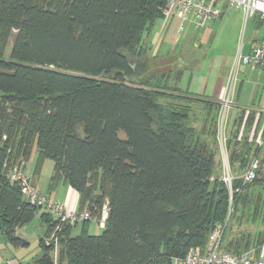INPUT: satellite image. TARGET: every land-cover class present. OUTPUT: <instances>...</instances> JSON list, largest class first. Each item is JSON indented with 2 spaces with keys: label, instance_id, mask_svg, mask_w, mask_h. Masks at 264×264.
Masks as SVG:
<instances>
[{
  "label": "trees",
  "instance_id": "16d2710c",
  "mask_svg": "<svg viewBox=\"0 0 264 264\" xmlns=\"http://www.w3.org/2000/svg\"><path fill=\"white\" fill-rule=\"evenodd\" d=\"M165 3L0 0V235L26 245L16 229L41 211L37 264H169L192 247L206 249L218 226L220 248L231 253L264 241V196L257 189L264 141L257 146L248 137L254 112L243 128L244 111L238 114L225 143L230 169L250 155L259 166L251 181L232 177L229 188L214 172L220 103L168 84L172 70H153L146 55L144 36L162 19ZM192 104L202 105L200 128ZM34 149V174L52 160L49 187H72L78 210L98 219L106 204L99 234L88 233L90 219L78 223L77 234V224L62 225L56 250L45 243L57 221L6 177L7 167L26 165ZM242 219L263 228L231 235Z\"/></svg>",
  "mask_w": 264,
  "mask_h": 264
},
{
  "label": "rangeland",
  "instance_id": "374dc122",
  "mask_svg": "<svg viewBox=\"0 0 264 264\" xmlns=\"http://www.w3.org/2000/svg\"><path fill=\"white\" fill-rule=\"evenodd\" d=\"M255 18H249L244 21L243 12L240 8L235 7H227L224 10L222 18H218L213 25L211 22L207 23L202 28H194L190 22L185 21L183 23V28L178 31V24L177 29L171 36L169 37L168 41H175L174 47L165 40V35L163 36L164 40L159 38L160 37V26H158V20L154 26L152 27L151 34L152 36H156V44L159 54H164L167 50V54L164 56H160L156 59H149L151 60V66L155 68L156 66H160V69H167L168 63H174L176 66H183L185 67V73L182 78L179 79L177 84H174L173 81H169L168 84L178 86L181 91H190L191 93L198 94L200 96H207L209 95V84L213 83V80H217L219 76H226L233 75L234 78H242L244 79L245 86H249L247 81L251 80L252 77L255 78V75L260 72L261 70L251 71L247 67H243L241 63H237L236 59L239 54H243L244 47H247L252 39L255 36H260L262 31L264 30V26L258 23H255ZM162 20V32L167 31L170 28L172 21L165 22ZM258 20V19H257ZM161 23V21H160ZM150 31V30H149ZM148 31V33H149ZM176 31H178L176 37ZM148 33L145 34L144 40L148 44H151V38L148 36ZM150 35V34H149ZM176 37V39H175ZM175 39V40H174ZM200 44L197 47V44ZM12 38L10 37L7 43L4 46V57H8L10 48H11ZM143 42V46L147 47L146 43ZM183 44V45H181ZM182 46L179 50V56L176 55V47ZM170 47V48H169ZM155 48V47H154ZM147 49V56L153 53L155 50ZM175 58V59H174ZM142 65L138 67V70H141ZM148 68V67H147ZM146 68V69H147ZM153 70H156L153 69ZM235 71V72H234ZM155 72V71H154ZM262 74V73H260ZM156 75H160V73H156ZM228 77V78H229ZM189 78V79H188ZM234 78L232 79L234 81ZM200 80L197 84L196 80ZM261 83L258 84L257 90L258 93L261 91ZM232 87V86H231ZM232 92V89L229 93V97ZM187 93V92H186ZM161 102H168L171 99H160ZM180 102L179 99H177ZM186 101V100H184ZM181 101V103H185ZM193 105V114H192V122L196 128H200L203 123V114L204 111L202 110L201 106L198 104ZM227 111V110H226ZM224 112L223 119L217 123V141H218V150H217V157L218 162L214 166V172L218 175L222 176L228 173L231 177L241 178L242 173L246 169L249 159L247 161L240 162L237 161L234 163L232 168L230 169L227 163V152L224 150L225 148V140L231 135V130L235 129L233 121L227 119L228 111ZM156 119V114L154 116ZM219 119V116H218ZM118 135L123 137V132L119 131ZM263 141H264V131H263ZM263 143V142H262ZM258 146V145H257ZM264 146V145H263ZM251 157V155H250ZM37 161V153L34 149L29 160L26 162V170L28 173L33 174L32 181H35L37 188L41 191L46 193L50 187V178L53 171V162L50 159H44L40 165L39 171L37 174H34V169ZM261 165V167H263ZM263 170V169H262ZM260 178V176H258ZM264 178V177H263ZM246 183V182H242ZM251 183V182H250ZM261 184L259 192L262 193L264 196V182H259ZM252 184V183H251ZM245 186V185H243ZM242 186V187H243ZM246 189L245 187L241 188V193ZM53 195H57V191H52ZM40 212L36 211L33 218L22 225L21 227L17 228V235L24 238L27 241L26 245L21 246H14L10 241L6 240L5 237L0 235L4 244H7V248L5 253L8 256L13 255L15 259H22L21 261L27 262L29 264H35L34 259L39 255V235H42L44 232V226L42 225L40 219ZM232 227L231 235L240 234L243 231L255 233L257 230L262 229L263 225L258 224H246L243 219L240 225H236L234 221ZM89 233L90 234H99L102 230L101 226L98 225L97 218L91 219L89 221ZM80 224L76 225L72 228V234L79 233ZM2 242V241H1Z\"/></svg>",
  "mask_w": 264,
  "mask_h": 264
},
{
  "label": "built area",
  "instance_id": "2783aa9c",
  "mask_svg": "<svg viewBox=\"0 0 264 264\" xmlns=\"http://www.w3.org/2000/svg\"><path fill=\"white\" fill-rule=\"evenodd\" d=\"M224 6L240 8L243 12L244 21L249 18H255L261 21L264 26V0H166L164 7L161 9V14L165 22L177 18L179 20V31L183 28L185 21L190 22L194 28L204 27L209 21L219 16ZM236 62L251 68L264 69V30L261 39L251 47L249 52L239 54ZM231 86L232 79L221 100L217 122H220V125L229 103ZM254 141L258 146L262 144L263 129L255 137ZM6 166L8 165L6 164ZM258 166V159L251 156L246 169L241 175L243 182H249L255 177ZM6 177L10 183H16L19 186L20 192L27 202L50 214L57 221L54 229L44 238L46 244H55V250L57 246L56 231L62 225L74 226L92 219L88 210L68 208L62 200L54 199L49 193L41 192L32 181V176L28 173L25 163L22 161L18 160L8 166ZM221 177L230 188L232 177L228 170ZM102 209H106V204L102 206ZM222 232L223 227H216L208 237L206 249L198 246L192 247L184 256L172 257L169 264H264V241L243 252L231 253L220 248Z\"/></svg>",
  "mask_w": 264,
  "mask_h": 264
},
{
  "label": "crops",
  "instance_id": "0c3cea01",
  "mask_svg": "<svg viewBox=\"0 0 264 264\" xmlns=\"http://www.w3.org/2000/svg\"><path fill=\"white\" fill-rule=\"evenodd\" d=\"M225 9H226V6L223 7V9L221 10L218 17L209 21V22H211V25H213L218 18H222ZM158 20H160L161 23ZM158 20H157L158 22L157 21L156 22L158 23V26H160V37L159 38L164 40L163 36L165 35L166 36L165 40L168 41L171 34H173L175 32V30L177 29V24L179 23V20L177 18H174L172 20L170 28L167 31L162 32V34H161L162 20L161 19H158ZM255 21H256L255 23L263 25L261 21H259L257 19ZM154 24H153V26H154ZM152 27L148 33V36L151 38L150 39L151 44L150 43L148 44L147 42H145V40L143 42L146 43L147 49H152L155 47L154 48L155 50L153 51V53L150 54L148 57H150L152 59H156L160 56L166 55L168 50L164 54H161V53L159 54V52H158L159 48L157 47V45H155L157 37L152 36V34H151ZM177 34H178V31H176V37H177ZM262 35H263V31H262V34L260 36H255L252 39L251 43L247 47H244L243 54L249 52L251 47L261 39ZM176 37H175V39H176ZM168 43L171 45V47H174V44L176 42L175 41H168ZM194 44H197L196 41L194 42ZM181 45H183V44H181ZM181 45L176 47L175 53L177 56H179V52H180L179 50L182 48ZM199 45L200 44L198 43L197 47ZM241 65L245 68L247 67L251 71L261 70L262 72H260V73H262V74L257 72V74L255 75V78L252 77L251 80L247 81V84L249 85L247 87H244L245 83H244V79H242V78H239V77L234 78L233 75H231L230 77H229V75L219 76L217 78V80H213V83L209 84V88L211 90V91H209L210 92L209 95L201 96V97L206 98V99H210V100L218 101L220 103V108H221V100L225 95V92H226L227 87L229 86L230 80L234 78V81L232 80V87H231L232 92L230 94V96H232V97H229V103H228V106L226 108V110L228 111L227 119H230V121H233V123H234L235 118L238 116V114L244 111V116H243V120H242V124H241V128H243L247 114L250 111H253L254 112V120H253V123L251 126V130L248 133V137L250 140L253 141L254 144H256L254 141L255 137L259 134V132L262 129L264 130V69L251 68V67L244 65V64H241ZM159 67L160 66H156L155 71L160 72V71L164 70L163 68L158 70ZM155 68L153 67V69H155ZM170 69L173 72V74L170 78V81H173L174 84H177L179 79L182 78L184 73H185V67H183V66L180 67L179 65L176 66L174 63L170 62V63H168L166 70H170ZM199 81L200 80H198V79L196 80L197 84L199 83ZM259 83L262 84L260 93H258V90H257V86ZM186 92L190 95H193V96H196V95L200 96L198 94L191 93L190 91L189 92L186 91ZM227 111H226V113H227ZM260 119H262V120L260 121ZM258 121H259V124H258ZM234 126H235V124H234ZM241 128H240V131L238 133V137L241 136ZM225 142H226V140H225ZM224 148H225L224 150H226V152H227V157H228L229 149L227 148L226 143H225ZM215 160H216V163L219 161L218 157H217V153L215 156ZM34 183H35V181H34ZM52 191H55V192L57 191V195H53ZM46 193H49L50 196L54 199L62 200L68 208H74V209L77 208L78 194L72 187H70L67 184H58L56 186H52ZM102 212H103L102 216H104V217L97 219L98 225L101 226L100 228H103V220L105 219V215H106L105 210H103ZM89 227H90V225L88 224V227H87L88 233H89ZM44 231H45V227H44ZM16 232H17V229H16ZM43 234H44V232H43ZM43 234L39 235V236L41 237V236H43ZM3 249L8 250L7 244H4L2 238H0V264H29V261L24 262V261H21L22 259H15V257H13V255L8 256V254L5 253V250H3ZM37 257H38V255H37ZM36 258L34 259L35 264H37L35 262Z\"/></svg>",
  "mask_w": 264,
  "mask_h": 264
},
{
  "label": "water",
  "instance_id": "95a60500",
  "mask_svg": "<svg viewBox=\"0 0 264 264\" xmlns=\"http://www.w3.org/2000/svg\"><path fill=\"white\" fill-rule=\"evenodd\" d=\"M142 64H134V68H137L138 69V67L139 66H141Z\"/></svg>",
  "mask_w": 264,
  "mask_h": 264
}]
</instances>
